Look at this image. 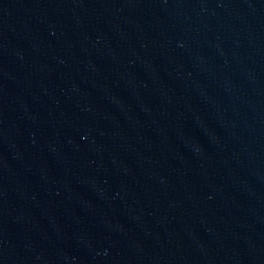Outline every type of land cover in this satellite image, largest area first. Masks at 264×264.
I'll use <instances>...</instances> for the list:
<instances>
[{"label": "water", "instance_id": "water-1", "mask_svg": "<svg viewBox=\"0 0 264 264\" xmlns=\"http://www.w3.org/2000/svg\"><path fill=\"white\" fill-rule=\"evenodd\" d=\"M0 264H264V0H0Z\"/></svg>", "mask_w": 264, "mask_h": 264}]
</instances>
